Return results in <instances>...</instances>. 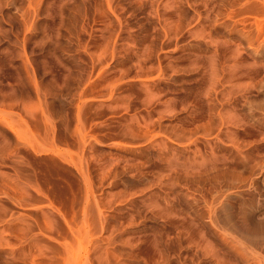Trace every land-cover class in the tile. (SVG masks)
I'll list each match as a JSON object with an SVG mask.
<instances>
[{
	"label": "rangeland",
	"instance_id": "rangeland-1",
	"mask_svg": "<svg viewBox=\"0 0 264 264\" xmlns=\"http://www.w3.org/2000/svg\"><path fill=\"white\" fill-rule=\"evenodd\" d=\"M0 264H264V0H0Z\"/></svg>",
	"mask_w": 264,
	"mask_h": 264
}]
</instances>
